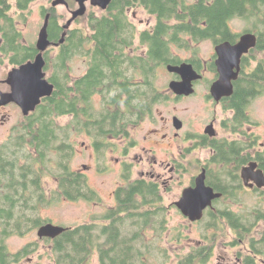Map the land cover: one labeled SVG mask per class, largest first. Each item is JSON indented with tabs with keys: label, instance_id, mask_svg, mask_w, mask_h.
Masks as SVG:
<instances>
[{
	"label": "trees",
	"instance_id": "obj_1",
	"mask_svg": "<svg viewBox=\"0 0 264 264\" xmlns=\"http://www.w3.org/2000/svg\"><path fill=\"white\" fill-rule=\"evenodd\" d=\"M14 1L0 0V52L18 66L34 59L38 50L34 42L25 43L17 24L19 18H27L26 11L34 0ZM69 1L71 6H76L75 0ZM14 5L19 11L18 19L10 13ZM130 7H142L158 19L153 31H143L140 35L148 47L146 56L129 55L125 50L135 39V28L127 19ZM47 10L51 11L49 38L58 42L66 23H61L53 6L42 8V14ZM84 17H87L86 24L71 26L65 41L51 46L45 53V69L53 65L48 77L55 84L53 94L43 98L30 115H23L13 126L8 141L0 146V264H19L33 254L48 258L50 264H94L95 256L99 264H209L214 244L221 237L220 231L228 230L221 225L225 218L232 227H240L237 214L223 210L232 204L219 206L218 212L206 210L201 221L208 219L206 229L215 231L204 235L207 245L178 253L173 258L161 242L167 229V207L163 204L161 189L155 183L141 180L118 189L120 210L109 212L108 217L114 218L111 224L80 223L67 227L55 238H39L19 251H11L9 237L23 236L50 221L39 215L41 206L57 201L58 197L97 199L87 176L72 169L75 144L71 137L75 132L118 135L143 119L155 103L167 102V92L157 85V72L160 66L180 61L173 53V46L189 47L187 36L196 42L231 39L234 36L230 21L243 17L257 19V50L264 51V0H112L100 16L89 12L75 21ZM50 50H57L55 56L50 57ZM82 54L89 58V72L73 78L70 61ZM259 62L256 70L244 75L243 81L234 82L233 94L225 103V108L234 112L226 122L233 131L250 120L245 110L251 100L264 94L262 56ZM128 66L133 75L139 71L145 74L143 84L127 81ZM64 116H70V121L58 123L57 119ZM212 143L216 150L212 161L219 166L215 177L208 175L207 183L223 193L215 204L229 199L239 204L238 162L245 163L248 155L239 157L240 145L236 140ZM258 155L264 161V152ZM231 161H235L236 167H229ZM47 176H55L57 180L50 194L43 190V179ZM259 204L263 205L261 199ZM120 212L124 213L123 217ZM148 229H154L158 237L147 241L144 232ZM41 247L43 252H39Z\"/></svg>",
	"mask_w": 264,
	"mask_h": 264
},
{
	"label": "flooded vegetation",
	"instance_id": "obj_2",
	"mask_svg": "<svg viewBox=\"0 0 264 264\" xmlns=\"http://www.w3.org/2000/svg\"><path fill=\"white\" fill-rule=\"evenodd\" d=\"M67 4L68 5H61L66 6L69 9L70 14L72 15V11L78 8L77 1L76 7H71L69 0H67ZM95 8L99 7L95 6ZM138 8L143 9L146 13H148L142 7L127 8L128 23L130 26H133L135 28V39L133 45L127 46L125 50L129 55L134 54L139 56H146L148 47L147 44L142 43V41L140 40V35L143 31H153L154 27L158 23V19L155 15L149 13V17L147 19H139V15L137 14V11H135V9ZM99 9L101 10V13L106 10L101 8ZM130 12H132V14ZM47 14H50L51 16V11H45L43 14L44 18L47 16ZM235 18L244 19L252 26V28L244 29L240 33L235 32L231 27V21L233 20L232 19L229 23V27L234 37H232L231 39H224L220 42H214L210 39H203L198 41L201 42L210 40L212 42L214 51L211 53V56L209 58L202 57L200 51L197 48H194V51H191L190 57L182 58L176 55L180 59V61L178 63H169L181 64L183 62H188L193 65V68L202 76L201 78L193 82L195 92L191 95H177L169 88V85L168 88L170 90L168 92L167 90H163V92H167L169 96L168 100L171 99L173 102L181 101L183 99H187L196 95V93L198 92V86L203 83L206 85V89H208L204 98H206V101L208 103L213 104L216 107L220 106L221 116L217 111H215L212 116L201 122L199 128H195V124L193 121H191V126L187 127L186 119L180 114H174L171 120L165 117L164 115H161L159 118L156 110V106L159 103L157 102L154 104L153 108L150 111H146L143 119H139L134 124H130L126 128V131L123 133H120L118 135H115L114 133H107L105 135H90L85 132L86 134L91 136L90 145L92 147L93 162H95V165H93V167L96 168V171L99 173L100 171L105 172L114 170L112 165L116 163V170L120 172L119 177L122 179L116 189H114L113 193H111L114 204L106 206V210L103 211V213H98V215H95L93 217V223L97 224L98 226H103L109 225L113 222L112 220H114V218H109L108 214L113 211L117 212L118 210H120V208H118L117 191L119 188L124 187L128 184H132L139 180L148 183H155L161 189L160 191L162 193L163 188L167 189L169 187V183L172 182L174 177H183L185 175L186 170L190 171L192 175L191 177H193L191 185L195 184V177L200 175L203 170H206V177H208L210 173L212 174V177H215L219 165L218 163L212 161L213 156L216 152L212 142L222 139H227L230 141L236 140L239 142L238 144L240 145L238 151L239 157L241 156L243 158L245 154L248 155V160L245 163L238 162L239 167L237 171V177H240L241 182L239 196L241 198L244 192L250 193L254 197H256L257 202L252 206H244L242 204H239L236 206L230 205L229 207L224 208L223 210L226 209L235 212L240 218L241 223L240 227L235 228L232 227L231 223L228 222V219L225 218V222L221 223V225L223 227L225 226L228 228V230L225 232L226 234L228 233L234 236V238L230 240V245L237 247L236 264H264V205L259 204L261 197H264V187H258L254 179L245 182L243 178L256 177V175L254 174L259 170H261L264 174V161H261L258 155L259 153L264 152V141H260L259 135L255 134L253 130H249V128L253 129L252 126L257 124L253 116V110L251 109V105L256 98L263 96L264 94H261L260 96H257L251 100V102L247 106V109L245 110V114L250 117V120L242 122L241 126L238 127L236 131H233L230 126H226V122L234 112L233 110L226 109L225 103L227 101V98L230 97L233 93L229 96H223L220 100H216L215 97L211 94V87L213 83L220 78V72L217 64V46L225 42H229L230 44L235 45L241 40V37L246 33H254L259 39V23H257V19L254 21V19L249 20V18L243 17ZM137 20H139L140 24H146V27L144 29L139 28V25L136 22ZM187 37L191 38V36ZM188 43L190 44L191 42L188 41ZM257 45L258 41L255 47H251L250 50L242 56L239 70L235 67V70L238 71V77L237 79L233 80V86L235 81H243L245 74H250L251 72L257 69L258 65L260 64L259 61L261 56L264 59V51L263 53H259V51L257 50ZM80 59H82V61L84 62V69L76 78H81L87 75L89 72V58L86 57V55L82 54L80 55ZM167 65L165 67L160 66L158 68L157 74L159 75V72H161L163 68H166V70H168ZM169 73L171 75L169 83L172 80L182 79L181 76L177 73ZM127 76V81L135 84H143L145 80V74L142 71H139L138 73H135L133 75L130 67L127 70ZM176 117L182 120V126L180 128H177L175 125L174 118ZM159 119L164 124H170L169 131L165 133L161 132V129L156 126L160 122ZM147 120L151 122L152 127L149 129L148 134L144 135V139L152 145L151 148L145 146L141 147V142H139L134 137V132L138 131L137 129L140 128V126ZM220 127H223L225 130H227L229 132L228 134L232 137L220 136ZM167 140L171 141V144L173 143L174 145H176L177 149L183 148L182 152H184V150H187L188 154H190L193 152L192 150L194 149H201L202 151H206L209 156L206 159H201L197 157H190V159H188L184 157L172 156L171 158L166 160H159L156 154L157 148H164L162 143ZM102 146L103 148H100ZM102 149L103 152H101ZM137 149H139L141 152L133 154V152ZM142 151H148L149 155H144ZM111 157L115 158L114 162H111ZM133 158H138L139 163L133 161ZM187 159L189 163H187ZM134 162L135 164H133ZM253 162L257 164L254 169L256 172L252 171V173H250L248 176H244L242 173L243 168L249 166ZM149 163L150 169L140 168L138 172L136 171L135 166L147 167ZM235 164V161H231L229 167H236ZM89 168L90 167L85 164L84 170L81 171L78 169H74V167L72 166V169L74 171H77L80 174H84L87 177L88 175L86 174V170H89ZM195 170L196 173H194ZM50 177H52V179L55 181V184H57V180L56 178H54L55 176ZM91 188L97 193V199H95L94 202L96 204L101 205L102 197L100 191L93 186H91ZM209 208L212 209L214 212H218V210L221 209L220 207H217L215 205V200L213 202V206ZM209 208H207L206 210H208ZM120 216L123 217L124 213L120 212ZM246 219L248 220V222L245 221ZM214 254L215 251L213 249V253L210 257V260H212ZM247 259H249V261Z\"/></svg>",
	"mask_w": 264,
	"mask_h": 264
},
{
	"label": "rangeland",
	"instance_id": "obj_3",
	"mask_svg": "<svg viewBox=\"0 0 264 264\" xmlns=\"http://www.w3.org/2000/svg\"><path fill=\"white\" fill-rule=\"evenodd\" d=\"M51 1L52 0H34L33 2H31L28 11H26L27 18H19L20 16L17 13L19 11L17 10L16 5L12 6L10 13H12V16H14L15 18L20 19L17 20V24L23 34L25 43H36L38 33L44 22V15L42 14L41 10L44 7L49 8L50 6H52ZM13 2L15 3L14 0ZM54 8L59 15V20L61 21V23H67V21L72 17L69 9L66 6L58 5V7L56 6ZM135 11H137L139 19H147L149 17L148 13H146L143 9L138 8L135 9ZM89 12H94L98 16L102 14L99 8L92 7V5L90 4H88L87 14ZM130 13L132 14V12ZM86 19L87 17H84L80 21H75L73 22L72 26L81 27L86 24ZM136 22L138 23L139 28L144 29L146 27V24H140L139 20H137ZM231 27L235 32L238 33L243 31L244 29L252 28V26L242 18L233 19L231 21ZM186 38L189 42H191L189 44V47L180 48L173 46L174 55L180 56L182 58L190 57L191 51H194V48H197L200 51L202 57L209 58L211 56V53L214 51L213 44L210 40L195 42L192 41L190 37ZM56 52L57 50H50V57L55 56ZM15 66L17 65L13 64L10 61L9 56L0 52V90H10L9 85L4 83L3 81L6 79L8 72ZM70 67L72 77L76 78L84 69V62L82 61V59H80L79 56H74L70 61ZM46 71L49 76L53 71V65L50 69H46ZM170 77L171 75L168 70H166V68H163V70L159 72L157 85L160 87V89L167 90V92L170 90L168 88ZM207 91L208 89H206V85L202 83L200 86H198V92L193 97L175 102L170 99L167 102L158 103V105L156 106V110L159 118L161 115H164L171 120L174 114H180L186 119L187 127H190L191 121H193L195 124V128H199L201 122L212 116L215 111H217L221 116L220 106L216 107L213 104L208 103L206 101V98H204ZM97 99L99 100V98ZM251 109L253 110V116L257 124L253 125V129L249 128V130H253L255 134L259 135L260 141H264V95L256 98L255 101H253ZM22 116L23 113L21 108L15 103L0 107V146L8 141L13 126L17 124ZM70 119V116H64L58 118L57 122L60 124H66L70 121ZM156 126L161 129L162 133L169 131L170 128L169 123L164 124L161 121ZM151 127V122L147 120L140 126V128L137 129L138 131L134 132V137L139 142H141V147H152V145L144 139V135L148 134V131ZM219 130L221 131L220 136L232 137L228 134L229 132L223 127H220ZM71 139L75 144V154L72 160V166L74 167V169H78L81 171L84 170L85 164L90 167L89 170H86L88 181L91 186L100 191L102 198L101 205H99L94 201H87L84 199L68 200L63 197H58L57 201L55 199L54 202L45 204L40 207L39 215L42 219L50 220L54 224L65 227H70L85 222H92L95 215H98V213H103V211L106 210V206L114 204L111 193H113L114 189H116L118 184L122 181V179L119 177L120 172L116 170V163L112 165L114 170L105 172L100 171L98 173L96 171V168L93 167V165H95V162H93L92 157L90 135L86 134L85 132H75L72 135ZM162 144L164 148L158 147L156 151L157 158L159 160H166L171 158L172 156L184 157L188 159H190V157L206 159L209 156L206 151H202L201 149H194L190 154H188L187 150H184V152H182L183 148L177 149V146L173 143L171 144V141L168 140L164 141V143ZM139 149L135 150L133 154L141 152ZM142 153L144 155H149L148 151H142ZM188 159L187 163H189ZM114 160L115 158L111 157V162H114ZM133 161L139 163L138 158H133ZM135 162L133 164H135ZM140 168L150 169V163L147 167L135 166L137 172ZM194 173H196V170ZM191 176V172L186 170L183 177H174L172 182L169 183V187L167 189L163 188L162 190L163 204L167 207V229L163 234V239L161 242L169 249L168 252L172 255L173 258H176V255L178 253H185L194 247L207 245L204 240V235L207 234V231L209 234L215 233V231L210 228L209 230L206 229L208 219L201 222H191L186 216L181 213V211L175 205V201L180 199L183 189L191 185V181L193 178ZM56 185L57 184H55V181L50 176H47L43 179V190L48 194H50L53 189L56 188ZM239 199L241 200L239 204H242L244 206H252L257 202L256 197L246 192H244L242 197ZM261 200L264 205V197H261ZM233 201V199H229L225 200L224 203H216L215 205L217 207H224L225 204H232L233 206L239 205L238 203L233 204ZM181 233L182 237L179 238V235ZM220 233L221 237L216 241L213 248L215 254L212 260H210L209 264H236L237 247L230 245V240L233 239L234 236L232 234H226L224 231H220ZM144 236L147 241H151L158 237L154 229L146 230L144 232ZM38 239L39 237L37 235V229H34L23 236L12 235L7 239V243L11 251L16 252L30 242L36 241ZM43 249L41 247L39 252H43ZM156 258L157 257H155V259ZM93 263L99 264L97 256L94 257ZM19 264H50V261L46 257L40 258L39 254H33L32 256L24 259Z\"/></svg>",
	"mask_w": 264,
	"mask_h": 264
},
{
	"label": "water",
	"instance_id": "obj_4",
	"mask_svg": "<svg viewBox=\"0 0 264 264\" xmlns=\"http://www.w3.org/2000/svg\"><path fill=\"white\" fill-rule=\"evenodd\" d=\"M78 8L72 11V17L64 25L65 31L60 41L55 42L49 38L48 26L50 14L44 18V22L38 33L36 48L38 54L34 59L13 67L7 74L4 82L10 86V90H0V107L11 103L17 104L23 115H30L42 102V99L53 94L55 84L48 78L46 67L45 53L51 46H59L65 41L67 30L72 26L73 22L79 17L86 14L88 10V2L93 6L101 9H107L112 0H76ZM61 4H67V0H53L52 6L56 7ZM258 37L254 33H246L241 40L232 45L229 42L222 43L217 46L218 54L217 64L220 72V78L215 81L211 87V94L216 100H220L223 96H229L233 93V80L237 79L240 61L242 56L255 47ZM169 72L177 73L181 76V80H172L169 88L177 95H191L195 92L194 81L202 76L188 62L181 64H168ZM177 128L182 126V120L178 117L174 118ZM212 128V127H211ZM256 163H251L243 168L242 173L248 176L255 171ZM256 172V171H255ZM254 174V173H253ZM254 175L256 177H243L245 182L254 179L258 187H264V174L261 170ZM206 170L195 177V184L184 188L179 200L175 201V205L191 222H197L203 219L205 210L213 206L214 200L222 197L223 193L216 191L215 188L207 183ZM67 227L54 224L49 221L37 228V235L40 239L45 237L55 238L63 233Z\"/></svg>",
	"mask_w": 264,
	"mask_h": 264
}]
</instances>
